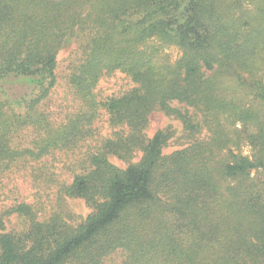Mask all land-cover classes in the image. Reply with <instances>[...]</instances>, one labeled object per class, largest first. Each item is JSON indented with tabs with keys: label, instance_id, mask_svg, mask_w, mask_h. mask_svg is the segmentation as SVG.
Returning a JSON list of instances; mask_svg holds the SVG:
<instances>
[{
	"label": "trees",
	"instance_id": "obj_1",
	"mask_svg": "<svg viewBox=\"0 0 264 264\" xmlns=\"http://www.w3.org/2000/svg\"><path fill=\"white\" fill-rule=\"evenodd\" d=\"M70 42L81 108L55 125L42 105ZM166 46L179 49L174 61ZM115 72L134 85L100 100L95 88ZM263 73L264 0H0V173L76 148L101 109L116 129L60 187L87 217L75 226L60 213L40 221L26 203L5 209L1 230L10 214L27 226L0 233V264H103L116 252L117 264H264ZM155 110L182 123L187 146L163 154L169 128L147 137ZM234 136L252 158L232 153ZM224 150L220 190L210 161Z\"/></svg>",
	"mask_w": 264,
	"mask_h": 264
},
{
	"label": "rangeland",
	"instance_id": "obj_2",
	"mask_svg": "<svg viewBox=\"0 0 264 264\" xmlns=\"http://www.w3.org/2000/svg\"><path fill=\"white\" fill-rule=\"evenodd\" d=\"M77 45L70 42L59 50L57 55L56 84L52 88L49 97L42 108L49 114L50 120L56 125L64 122L67 117L81 108L80 100L73 94L67 82L71 64L77 54ZM180 54L175 46L163 47L161 57L166 56L174 61ZM264 82V73L262 75ZM134 83L128 76L121 72L102 77L95 88V93L101 100L107 97L119 95L131 88ZM228 129L234 131L239 125L227 123ZM94 135L86 138L76 148L70 150H56L39 160H26L12 165L5 172L0 173V215L1 213L18 203H26L33 207L40 221L48 219L53 213H60L63 218L75 226L83 221L91 212V208L81 198H71L60 191L62 184L71 182L74 175L85 172L88 167L89 156L96 151L97 146L105 138L111 137L116 131L108 122V115L101 109L99 116L93 123ZM169 128L173 133L172 138L163 148V154L183 148L190 143L186 136L182 123L172 117H167L162 112L155 110L149 115V122L145 133L147 137L159 130ZM200 135L199 137H203ZM33 134L27 133L24 142L31 139ZM23 138V137H22ZM232 153L252 158L254 148L246 141L239 142L235 136L230 144ZM232 153L228 150L214 157L210 165L214 169V175L220 190H223L227 182L224 181L219 171L223 165L232 161ZM141 153H136L133 162L139 160ZM109 160L116 166L124 168L126 163L115 156H109ZM4 229L2 232H19L26 229V220L17 214L3 216ZM122 258L120 252L108 256L103 264H117Z\"/></svg>",
	"mask_w": 264,
	"mask_h": 264
}]
</instances>
